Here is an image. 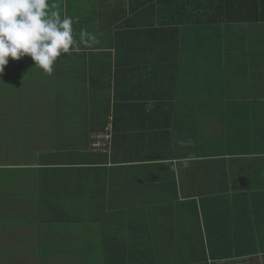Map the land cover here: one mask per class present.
<instances>
[{"label": "crops", "instance_id": "crops-1", "mask_svg": "<svg viewBox=\"0 0 264 264\" xmlns=\"http://www.w3.org/2000/svg\"><path fill=\"white\" fill-rule=\"evenodd\" d=\"M50 3L96 39L0 73V264H264V21Z\"/></svg>", "mask_w": 264, "mask_h": 264}, {"label": "clouds", "instance_id": "clouds-1", "mask_svg": "<svg viewBox=\"0 0 264 264\" xmlns=\"http://www.w3.org/2000/svg\"><path fill=\"white\" fill-rule=\"evenodd\" d=\"M95 35L81 30L74 38L73 18L62 16L50 0H0V73L9 57L30 56L46 74L62 54L79 52L78 43L95 42Z\"/></svg>", "mask_w": 264, "mask_h": 264}, {"label": "trees", "instance_id": "trees-1", "mask_svg": "<svg viewBox=\"0 0 264 264\" xmlns=\"http://www.w3.org/2000/svg\"><path fill=\"white\" fill-rule=\"evenodd\" d=\"M184 0H178L175 2V0H131V3L133 4V9H144L148 8V10H157L163 13L168 11L169 9H173V11L180 12L182 9H185L187 5L189 6L190 13H185L187 15L184 18L175 20V19H164L160 18V22L163 23L164 25H168V23H176L179 25L187 24L188 22L190 23H200V22H260L264 21V0H249L247 4L246 11H240V7L243 6L240 2L237 4L239 6V13H237V10L235 12L229 11V9L223 10L224 11V16L220 17L219 14L217 17L216 15H212L209 13V10L212 8V2H215L216 4V9L218 12L220 7H223L220 3L216 2L218 0H190L188 4H185L183 2ZM252 1V2H251ZM243 3V2H242ZM121 5L117 6V3L114 4L113 6H110L111 11H115L119 9ZM236 6V7H237ZM124 10H126V4H124ZM248 11V12H247ZM195 12V13H194ZM161 14V15H162ZM191 14L190 16H188ZM222 14V13H221ZM245 15V16H244ZM96 19V18H95ZM95 19L93 21H95ZM175 24V25H176ZM176 28L173 29V35H174V41H173V47L178 48L180 44V31L175 26ZM154 32H157L154 31ZM74 38L79 41V37L75 35L74 33ZM82 44L83 43H78ZM213 262H216L215 260H212Z\"/></svg>", "mask_w": 264, "mask_h": 264}, {"label": "built area", "instance_id": "built-area-1", "mask_svg": "<svg viewBox=\"0 0 264 264\" xmlns=\"http://www.w3.org/2000/svg\"><path fill=\"white\" fill-rule=\"evenodd\" d=\"M92 143H91V150L93 152H104V153H109L110 151V145H111V140H112V136H111V130L110 127L108 126V128L106 130H104V132H100V133H95L92 136ZM210 264H228L226 262H213L210 261ZM229 264H241L240 262L238 263H229Z\"/></svg>", "mask_w": 264, "mask_h": 264}, {"label": "rangeland", "instance_id": "rangeland-1", "mask_svg": "<svg viewBox=\"0 0 264 264\" xmlns=\"http://www.w3.org/2000/svg\"><path fill=\"white\" fill-rule=\"evenodd\" d=\"M207 247H208V245H207Z\"/></svg>", "mask_w": 264, "mask_h": 264}]
</instances>
